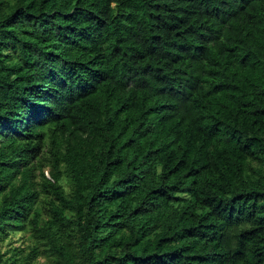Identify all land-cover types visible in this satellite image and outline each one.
<instances>
[{"label": "trees", "instance_id": "obj_1", "mask_svg": "<svg viewBox=\"0 0 264 264\" xmlns=\"http://www.w3.org/2000/svg\"><path fill=\"white\" fill-rule=\"evenodd\" d=\"M0 264H264V0H0Z\"/></svg>", "mask_w": 264, "mask_h": 264}, {"label": "rangeland", "instance_id": "obj_2", "mask_svg": "<svg viewBox=\"0 0 264 264\" xmlns=\"http://www.w3.org/2000/svg\"><path fill=\"white\" fill-rule=\"evenodd\" d=\"M15 245L19 246V245H26L27 244V236L26 235H22V234H16L13 238ZM45 259L43 258L42 261H44Z\"/></svg>", "mask_w": 264, "mask_h": 264}]
</instances>
